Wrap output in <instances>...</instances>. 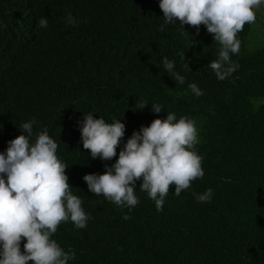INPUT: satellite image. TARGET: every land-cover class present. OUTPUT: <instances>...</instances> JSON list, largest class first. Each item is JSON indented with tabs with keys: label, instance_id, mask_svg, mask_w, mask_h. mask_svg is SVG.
Wrapping results in <instances>:
<instances>
[{
	"label": "trees",
	"instance_id": "16d2710c",
	"mask_svg": "<svg viewBox=\"0 0 264 264\" xmlns=\"http://www.w3.org/2000/svg\"><path fill=\"white\" fill-rule=\"evenodd\" d=\"M159 3L0 0V152L32 119L57 141L72 191L90 216L84 229L62 222L53 237L75 252L70 264H264V105L256 103L264 98V48L248 49L253 24H245L232 56L239 69L218 80L207 66L220 47L213 35L203 24L165 25ZM69 13L78 25L65 22ZM42 17L47 28L38 27ZM165 56L183 85L164 69ZM192 83L204 95L196 97ZM153 104L164 111L154 113ZM168 112L196 121L203 179L180 196L170 187L163 211L140 191L142 179L131 210L90 192L83 177L103 174L134 131ZM84 114L125 123L112 160L92 159L84 149ZM209 188L212 201L198 203L193 193Z\"/></svg>",
	"mask_w": 264,
	"mask_h": 264
},
{
	"label": "clouds",
	"instance_id": "9594fccd",
	"mask_svg": "<svg viewBox=\"0 0 264 264\" xmlns=\"http://www.w3.org/2000/svg\"><path fill=\"white\" fill-rule=\"evenodd\" d=\"M262 4L264 0H160L159 7L165 25L179 21L184 29L185 25L198 30L200 25L206 26L220 46L217 58L207 66L223 81L239 69L238 62L232 60L241 50L238 33L245 24L256 22V10ZM65 22L79 23L71 13ZM48 24L46 17L38 20L39 28ZM162 63L179 85L185 83V77L175 72V61L165 56ZM189 89L196 97L204 95L196 83L189 84ZM146 106L142 104L141 109ZM152 111L159 114L164 109L153 104ZM34 125V119L22 123L19 128L23 134L0 152V264H70L75 252L66 251L53 237L62 222L84 229L90 216L82 199L72 191L66 174L69 166L57 155V141L46 128L35 130ZM79 130L91 158L110 161L117 156L126 125L121 119L108 123L103 117L84 114ZM198 143L196 121L168 112L166 119H155L150 126L134 131L115 163L105 164L103 174H87L83 179L90 192L129 210L139 203L135 189L142 179L140 191L147 192L157 211H163L170 187L174 186V195L180 196L193 181L205 176ZM193 195L198 203H210L214 190ZM124 219L130 217L125 215Z\"/></svg>",
	"mask_w": 264,
	"mask_h": 264
},
{
	"label": "rangeland",
	"instance_id": "374dc122",
	"mask_svg": "<svg viewBox=\"0 0 264 264\" xmlns=\"http://www.w3.org/2000/svg\"><path fill=\"white\" fill-rule=\"evenodd\" d=\"M257 19L253 24V31L249 37L248 49L251 51L264 48V4L256 10ZM257 105H264V98L256 101Z\"/></svg>",
	"mask_w": 264,
	"mask_h": 264
}]
</instances>
